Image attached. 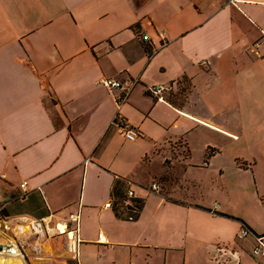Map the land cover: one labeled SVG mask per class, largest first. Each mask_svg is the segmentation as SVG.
I'll use <instances>...</instances> for the list:
<instances>
[{
    "label": "crops",
    "instance_id": "crops-1",
    "mask_svg": "<svg viewBox=\"0 0 264 264\" xmlns=\"http://www.w3.org/2000/svg\"><path fill=\"white\" fill-rule=\"evenodd\" d=\"M263 197L264 0H0V202L80 213L77 258L57 236L27 264H264L236 237Z\"/></svg>",
    "mask_w": 264,
    "mask_h": 264
},
{
    "label": "built area",
    "instance_id": "built-area-1",
    "mask_svg": "<svg viewBox=\"0 0 264 264\" xmlns=\"http://www.w3.org/2000/svg\"><path fill=\"white\" fill-rule=\"evenodd\" d=\"M224 2L235 4L236 0H224ZM257 44L258 41L253 43V45ZM199 63L201 65H208L210 59L201 58ZM97 83L102 84L109 90H111L113 86L121 87L120 80L104 75L97 79ZM131 84L123 87L120 94L114 95V100L116 101L118 109L119 106L126 101ZM175 85V81L150 84L148 85V90L156 95L158 100H165L164 92H170ZM112 121L117 125L118 129L126 139L133 140L142 134L139 128L125 119L118 110ZM26 184L27 180H22L19 183L21 191L16 198H21L26 194ZM150 188L157 190L159 188L158 182L153 181ZM126 195L127 204H129L131 210L127 217L132 219L139 208V202L135 199L133 189L129 188ZM262 202L264 205V197ZM111 203L112 202L109 200L104 203V206H109ZM5 204V201L0 202V255L20 256L25 264H27L26 262L29 256H42L46 242L57 236H63L62 245L69 249L75 258L78 257L79 244L81 242L79 236V211H70L64 219L55 221L52 220L50 214L41 217H34L27 213H5ZM247 235L252 236L254 239V242L250 247V254L254 257H263L264 234L255 232L251 227L242 222L236 232V237L240 239ZM97 240L106 244H111L102 232H98Z\"/></svg>",
    "mask_w": 264,
    "mask_h": 264
},
{
    "label": "bare ground",
    "instance_id": "bare-ground-1",
    "mask_svg": "<svg viewBox=\"0 0 264 264\" xmlns=\"http://www.w3.org/2000/svg\"><path fill=\"white\" fill-rule=\"evenodd\" d=\"M0 264H25L20 256L0 255Z\"/></svg>",
    "mask_w": 264,
    "mask_h": 264
}]
</instances>
